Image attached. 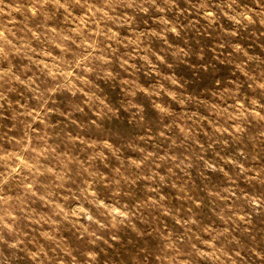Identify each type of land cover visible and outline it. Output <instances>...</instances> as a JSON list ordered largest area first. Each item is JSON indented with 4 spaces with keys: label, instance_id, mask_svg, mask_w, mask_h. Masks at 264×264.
<instances>
[{
    "label": "clouds",
    "instance_id": "1",
    "mask_svg": "<svg viewBox=\"0 0 264 264\" xmlns=\"http://www.w3.org/2000/svg\"><path fill=\"white\" fill-rule=\"evenodd\" d=\"M0 264H264V0H0Z\"/></svg>",
    "mask_w": 264,
    "mask_h": 264
}]
</instances>
